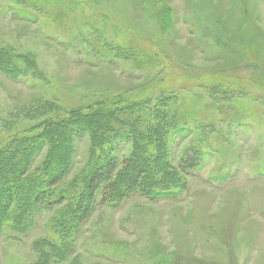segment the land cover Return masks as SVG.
<instances>
[{"label": "rangeland", "instance_id": "1", "mask_svg": "<svg viewBox=\"0 0 264 264\" xmlns=\"http://www.w3.org/2000/svg\"><path fill=\"white\" fill-rule=\"evenodd\" d=\"M7 53L25 65L0 74V149L43 141L37 172L69 148L55 188L64 201L29 227L12 202L0 264H264V0H0ZM96 107L118 114L101 132H120L97 153L90 130L51 135L50 124ZM134 142L151 146L166 193L98 197L68 230L91 167L119 165ZM191 148L206 158L181 173Z\"/></svg>", "mask_w": 264, "mask_h": 264}, {"label": "trees", "instance_id": "2", "mask_svg": "<svg viewBox=\"0 0 264 264\" xmlns=\"http://www.w3.org/2000/svg\"><path fill=\"white\" fill-rule=\"evenodd\" d=\"M10 56L7 53L0 58V74L15 79L23 74L25 61L23 57L13 58ZM132 99H126L128 101L125 102L137 101V98L134 101ZM117 115L109 110V107H96L85 116L77 115L66 122L50 124L51 135L56 139L61 136L64 141L68 142L69 137H82L85 131L89 132L90 130L89 133L92 134L94 143L93 153L95 154L97 149H102V146L106 145L104 143L110 144L117 139L120 132L112 133L113 130L109 127L111 132L104 135L100 129L102 125L108 126ZM128 123H130L129 119ZM148 126L149 121L145 120V129ZM25 140L6 144L0 149V224L5 223L8 219V210L12 202L22 205L18 206L17 210L23 209L25 213L27 212V215L23 214L24 218L21 221L18 219V221L21 226L29 227L33 219L29 220L28 224L27 220L34 212L36 214L41 208L52 209L60 206L64 201L61 195L56 194L55 188L63 178L65 170H58V168L67 158L68 143L63 148L56 149L55 155L50 157L48 162L51 160V163L48 170L41 166L35 169L38 170L37 172H32L29 167L33 157L41 151L43 141L38 147V143L33 137L25 138ZM134 146L119 165L111 158H102L91 167L84 188L73 204L72 221L67 226L68 230L75 229L88 219L93 208L96 207L98 197H101L105 204L118 202L130 192H138L154 199H158L166 193L167 189L159 188L158 185L161 183L156 181L155 175L158 171L153 165L150 155L151 146L138 142H134ZM203 158H206L204 151L194 148L186 150L179 161L180 172L188 174L196 170L204 161ZM68 230L66 232H69Z\"/></svg>", "mask_w": 264, "mask_h": 264}]
</instances>
